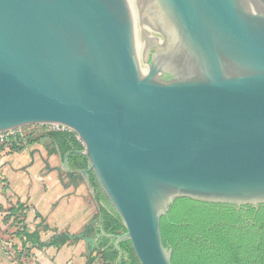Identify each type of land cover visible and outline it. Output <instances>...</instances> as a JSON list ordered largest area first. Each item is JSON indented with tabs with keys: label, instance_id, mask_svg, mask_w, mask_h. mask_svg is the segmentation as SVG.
<instances>
[{
	"label": "water",
	"instance_id": "95a60500",
	"mask_svg": "<svg viewBox=\"0 0 264 264\" xmlns=\"http://www.w3.org/2000/svg\"><path fill=\"white\" fill-rule=\"evenodd\" d=\"M48 124L83 150L47 169L84 157L124 227L87 264L102 237L172 264L175 200L264 205V0H0V134Z\"/></svg>",
	"mask_w": 264,
	"mask_h": 264
},
{
	"label": "rangeland",
	"instance_id": "374dc122",
	"mask_svg": "<svg viewBox=\"0 0 264 264\" xmlns=\"http://www.w3.org/2000/svg\"><path fill=\"white\" fill-rule=\"evenodd\" d=\"M12 133L15 138L0 142V264H39V252L46 257L42 264H55L50 260L65 245H78L82 250L81 264H87L83 240L49 251L50 248L35 247L27 234L37 233L39 240L47 244L66 232L79 235L86 226L90 233L98 214L96 205L102 206L100 191L87 192L79 184L75 189L67 187L64 176L62 185L58 175L47 169L46 163L56 167L60 161L40 125L25 126ZM71 191L77 197L71 196ZM92 257V264H103L98 251H92ZM65 260L61 264H67Z\"/></svg>",
	"mask_w": 264,
	"mask_h": 264
},
{
	"label": "trees",
	"instance_id": "16d2710c",
	"mask_svg": "<svg viewBox=\"0 0 264 264\" xmlns=\"http://www.w3.org/2000/svg\"><path fill=\"white\" fill-rule=\"evenodd\" d=\"M53 145V154L61 157L70 150H83L76 135L68 130L45 133ZM85 167L86 159L72 154ZM91 183L93 179L91 178ZM104 205L98 208L97 224L106 234L118 235L124 227L116 213L99 195ZM40 215V214H39ZM84 228L83 236L90 235L96 228ZM160 231L165 247L172 250V264H264V205L237 207L230 204L207 203L187 198L174 201L166 216L161 218ZM97 232H99L97 230ZM35 247L60 248L66 243L81 240L68 232L56 236L55 241L44 244L37 233L27 234ZM89 237V236H88ZM26 241L22 245L26 246ZM122 258L117 262L118 252L106 238H100L95 251L103 264H139L129 242L119 245ZM91 253V252H90ZM95 258H90L92 264Z\"/></svg>",
	"mask_w": 264,
	"mask_h": 264
},
{
	"label": "flooded vegetation",
	"instance_id": "af4514ba",
	"mask_svg": "<svg viewBox=\"0 0 264 264\" xmlns=\"http://www.w3.org/2000/svg\"><path fill=\"white\" fill-rule=\"evenodd\" d=\"M70 151H75V150H70ZM77 151V150H76ZM57 155V157H58V160L60 161V159L62 158L58 153L56 154ZM72 155V154H71ZM70 155V156H71ZM75 156H79V155H77V154H74ZM69 156V157H70ZM69 157H68V164H69V168H70V172H71V176H72V179L73 180H75L74 181V185L73 186H70V187H73L74 189L76 188V186L79 184V185H82V186H84L86 189H87V192H89L88 190L90 189V187H93L94 188V190L95 191H97V186H96V183H95V180H94V176H93V174H92V172H89V181L91 180V178L93 179V182L91 183V181H90V186H86V184H81L78 180H76V178H77V176L80 174V171L81 170H83V169H86L87 168V163H86V165H85V167L84 166H82V162H81V160L80 159H78V158H70L69 159ZM60 165V162H59V164H58V166ZM56 173V172H55ZM56 175H57V173H56ZM61 175L62 176H64V178L66 179V184L65 185H68L69 184V182H70V178L68 177V175H67V172H65V171H62L61 172ZM62 176H61V178H62ZM85 183V182H84ZM99 197V196H98ZM102 204L104 205V203H103V201H102ZM99 207V206H98ZM92 225H94V227L96 228L90 235H88L89 237H91V238H96L98 235H99V232H97V221H93L92 222ZM99 231V230H98ZM84 235V234H83ZM88 236H84V237H88ZM94 246H95V248H94V250L97 248V243H95L94 244ZM86 249L87 250H89L90 249V244H87L86 245ZM93 250V251H94ZM122 256H123V254L121 255V258H122ZM121 258L120 259H118L117 258V262H120V260H121Z\"/></svg>",
	"mask_w": 264,
	"mask_h": 264
},
{
	"label": "crops",
	"instance_id": "0c3cea01",
	"mask_svg": "<svg viewBox=\"0 0 264 264\" xmlns=\"http://www.w3.org/2000/svg\"><path fill=\"white\" fill-rule=\"evenodd\" d=\"M54 175H56V173ZM70 195L74 196V197H77V194L76 193L74 194V191H71ZM96 208H99V207H97V205H96ZM84 225H82V226H84ZM72 233L73 232H71V234ZM56 250L57 249L52 248V247L49 249V251H56ZM47 253H48V251H47ZM81 253H82V250L79 248L78 245L77 246L76 245H71L69 247H67L65 245L64 249H60L58 251V254L57 255L55 254V258L53 260L51 259L50 261L55 262V264H61L63 262V260L66 259L65 261H68L67 264H81V262H82ZM40 254H42V256H40ZM56 258H58L60 260V261H58V263L56 262ZM43 260L46 261V257H44V253H42V252L40 253L39 252V254H38L37 258H36V261H38L39 264H42Z\"/></svg>",
	"mask_w": 264,
	"mask_h": 264
},
{
	"label": "built area",
	"instance_id": "2783aa9c",
	"mask_svg": "<svg viewBox=\"0 0 264 264\" xmlns=\"http://www.w3.org/2000/svg\"><path fill=\"white\" fill-rule=\"evenodd\" d=\"M42 127L43 133H49V132H57L61 130H67L66 128L59 126V125H54V124H48V125H40ZM13 131L7 132V133H2L0 134V142H8L11 140V138H15L16 136H13ZM76 139L79 141V139L76 137Z\"/></svg>",
	"mask_w": 264,
	"mask_h": 264
}]
</instances>
